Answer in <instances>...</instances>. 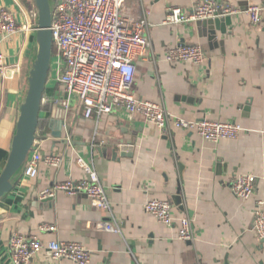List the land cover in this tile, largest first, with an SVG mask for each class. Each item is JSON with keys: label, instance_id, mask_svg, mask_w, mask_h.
Returning a JSON list of instances; mask_svg holds the SVG:
<instances>
[{"label": "crops", "instance_id": "crops-1", "mask_svg": "<svg viewBox=\"0 0 264 264\" xmlns=\"http://www.w3.org/2000/svg\"><path fill=\"white\" fill-rule=\"evenodd\" d=\"M199 1L126 0L122 14L136 20L146 16L150 44L135 60L131 93L164 106L172 120L234 122L244 132L234 140L211 143L170 126L158 131L121 109L85 119L74 99L63 106L55 62L40 104L33 149L42 156H58L60 165L41 163L37 177L30 179L24 175L28 156L12 189L0 198V264H13L8 249L13 232L36 237L44 245L78 242L90 254L88 264H264V242L253 230L256 204L264 202V19L254 26L245 13L231 16L225 33L216 31L214 41L208 40L209 26L165 24L169 9L187 13ZM222 1L241 10L264 7V0ZM0 6L18 26L27 27L9 38L0 36L1 175L37 55L38 12L34 0H0ZM192 45L203 49L200 65L166 61L167 50ZM62 112L64 126L55 138L49 125ZM120 142L133 146L131 157L118 154ZM98 149H106L105 155ZM114 152L117 157L111 158ZM79 160L96 172L108 210L93 207L84 193L41 198L55 184L85 179ZM245 174L254 176L255 184L251 198L240 200L228 184ZM154 199L170 203L175 222L183 216L192 220L193 242L177 238L176 224L166 226L144 212V203ZM107 222L115 223L119 232L98 227ZM45 225L56 230H42ZM28 264L65 263L52 261L42 250Z\"/></svg>", "mask_w": 264, "mask_h": 264}, {"label": "built area", "instance_id": "built-area-1", "mask_svg": "<svg viewBox=\"0 0 264 264\" xmlns=\"http://www.w3.org/2000/svg\"><path fill=\"white\" fill-rule=\"evenodd\" d=\"M126 0H58L52 8L51 37L57 64L56 82L68 99H74L85 119L93 116L99 119L115 109L123 110L128 116L139 115L143 122L158 131L168 126L196 134L201 139L218 143L234 140L244 128L232 122L173 119L164 106L136 98L131 93L135 78V60L142 57L150 46L147 39L148 22L125 17L122 12ZM245 13L252 25L263 22L264 7L252 5L244 10L234 8L222 0H200L190 12L183 13L171 8L167 12L165 24L175 25L210 19L237 16ZM18 31H27L26 26H18L15 17L0 6V36L9 38ZM203 49L199 45L175 47L165 53V59L172 64L198 66L203 60ZM4 73V56L0 52V75ZM60 158L54 155L42 156L33 149L24 167V175L35 179L41 163L57 168ZM86 178L79 182L55 184L46 189L41 198H54L63 192L68 196L86 194L91 205L108 210L109 203L104 188L96 172L80 160ZM255 178L252 175H237L228 187L233 196L247 200L253 194ZM146 214L158 222L177 226V238L193 242L195 229L192 220L183 216L175 222L171 205L165 200H148L143 205ZM106 232L118 233L115 223H99ZM42 230L54 232L53 225L42 226ZM253 230L264 242V202L256 204ZM8 249L13 264H28L42 250L54 262L65 264H88L89 252L78 242L53 241L42 244L36 237H26L13 232L8 241Z\"/></svg>", "mask_w": 264, "mask_h": 264}, {"label": "water", "instance_id": "water-1", "mask_svg": "<svg viewBox=\"0 0 264 264\" xmlns=\"http://www.w3.org/2000/svg\"><path fill=\"white\" fill-rule=\"evenodd\" d=\"M37 12V34H38V50L32 70L28 79V91L24 102L20 106L19 117L16 125V132L12 140L11 152L7 160L6 166L0 175V198L8 193L12 187V181L16 173L24 165L29 156L35 140V132L38 124V113L43 94L45 92L49 72L52 61V37L50 31L52 7L50 0H34ZM230 17L220 19H210L197 21V26H202L208 29V40H215V32L225 33L224 25H229ZM216 47L218 44H215ZM68 95L63 96V106H66ZM73 102V101H72ZM72 104V103H71ZM64 108L61 106V110ZM64 111V110H63ZM52 135L59 138L61 129L64 126L63 112L57 119L50 122ZM102 155H105L106 149L97 150ZM133 152L132 145H124L119 143V155L122 157H131ZM117 157V152L111 155V158ZM49 200V199H47ZM46 200V201H47Z\"/></svg>", "mask_w": 264, "mask_h": 264}, {"label": "rangeland", "instance_id": "rangeland-1", "mask_svg": "<svg viewBox=\"0 0 264 264\" xmlns=\"http://www.w3.org/2000/svg\"><path fill=\"white\" fill-rule=\"evenodd\" d=\"M50 4H51V7L53 8V6L55 5L54 0H50ZM55 62H56V58L53 57V58H52V61H51V64H55ZM52 70H53V69H52V67H51L50 72H49V75L52 74Z\"/></svg>", "mask_w": 264, "mask_h": 264}, {"label": "trees", "instance_id": "trees-1", "mask_svg": "<svg viewBox=\"0 0 264 264\" xmlns=\"http://www.w3.org/2000/svg\"><path fill=\"white\" fill-rule=\"evenodd\" d=\"M55 55V49L53 48V50H52V56H54Z\"/></svg>", "mask_w": 264, "mask_h": 264}]
</instances>
